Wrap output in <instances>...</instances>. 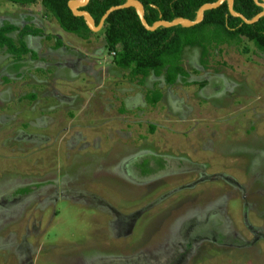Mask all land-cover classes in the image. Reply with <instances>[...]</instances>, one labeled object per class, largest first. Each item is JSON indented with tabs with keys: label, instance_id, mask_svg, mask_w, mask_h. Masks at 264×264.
<instances>
[{
	"label": "rangeland",
	"instance_id": "374dc122",
	"mask_svg": "<svg viewBox=\"0 0 264 264\" xmlns=\"http://www.w3.org/2000/svg\"><path fill=\"white\" fill-rule=\"evenodd\" d=\"M3 24L42 33L0 48V264H264V50L185 48L186 77L139 83L103 28L0 0Z\"/></svg>",
	"mask_w": 264,
	"mask_h": 264
},
{
	"label": "trees",
	"instance_id": "16d2710c",
	"mask_svg": "<svg viewBox=\"0 0 264 264\" xmlns=\"http://www.w3.org/2000/svg\"><path fill=\"white\" fill-rule=\"evenodd\" d=\"M20 8L39 2L46 13L53 16L62 30L86 39L92 32L82 16H74L67 6L69 0H6ZM126 0H89L81 9L90 13L98 24L103 13L113 5L123 4ZM144 7V18L149 25L157 20L172 21L178 17L194 20L196 13L204 3L217 0H139ZM261 2V0H258ZM233 9L247 19H251L262 8L254 0H234ZM106 50L112 54L116 67L129 70L130 78L139 83L150 74L163 76L167 84H173L179 76L186 77L188 72L182 66V53L185 48L198 47L201 61L211 49L223 45H237L242 38L251 41L258 49L264 50V16L253 24H245L240 18L232 16L227 3L204 11L203 19L193 26H159L153 31L145 29L133 7L112 12L103 25ZM17 31V38L9 33ZM41 29L30 25L21 28L8 24L0 25V48L14 61L22 60L30 53L36 54L24 42V36L40 35ZM60 46L57 39L54 48ZM149 91L152 94L149 96ZM146 101L155 105L161 98V92L149 90ZM32 97V96H30Z\"/></svg>",
	"mask_w": 264,
	"mask_h": 264
},
{
	"label": "water",
	"instance_id": "95a60500",
	"mask_svg": "<svg viewBox=\"0 0 264 264\" xmlns=\"http://www.w3.org/2000/svg\"><path fill=\"white\" fill-rule=\"evenodd\" d=\"M88 2H89V0H69L67 2V6L74 16H82L84 18V20H85V22H86V24H87V26L91 32H96V31L100 30L103 27L106 18L112 12L119 10V9H122V8H126V7L135 8L137 16L140 20V23L142 24V26L145 29L150 30V31L155 30L159 26H163V27H172L175 25L193 26V25L198 24L202 21L205 10L216 8V7L220 6L223 2L227 3L228 12L232 16L240 18L241 21L245 24H253V23L257 22L262 16H264V0H261V2H259L258 0H254V2L262 8V10L260 12H258L257 14H255L251 19H247L241 13L234 11V9H233L234 0H217L215 2L204 3L203 5H201L200 8L198 9L197 13H196V17L194 20H190V19L184 18V17H178V18L173 19L172 21H166V20L160 19V20L153 22L152 25H149L144 18L143 4L139 0H126L123 4L110 6L103 13L98 24H96L94 19L90 15V13L86 10L81 9Z\"/></svg>",
	"mask_w": 264,
	"mask_h": 264
},
{
	"label": "flooded vegetation",
	"instance_id": "af4514ba",
	"mask_svg": "<svg viewBox=\"0 0 264 264\" xmlns=\"http://www.w3.org/2000/svg\"><path fill=\"white\" fill-rule=\"evenodd\" d=\"M3 25H8V24H3ZM21 27H23V26H21ZM21 27H20V28H21ZM14 32H15V31H14ZM14 32L9 33V35H10L11 37H13V38H17V37H16V35H17V31H16L15 36L12 35V33H14ZM26 36H32V35H26ZM26 36H24V37H26ZM24 37H23V38H24ZM58 48H59V47H58ZM128 171L130 172V169H126V168H125V172L127 173ZM126 175H127V174H126Z\"/></svg>",
	"mask_w": 264,
	"mask_h": 264
}]
</instances>
